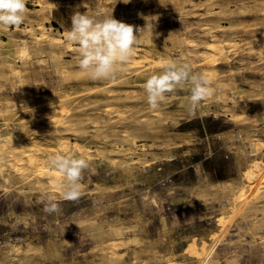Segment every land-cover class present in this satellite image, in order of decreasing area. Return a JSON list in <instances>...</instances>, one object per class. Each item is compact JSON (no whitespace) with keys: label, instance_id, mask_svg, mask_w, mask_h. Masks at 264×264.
<instances>
[{"label":"rangeland","instance_id":"1","mask_svg":"<svg viewBox=\"0 0 264 264\" xmlns=\"http://www.w3.org/2000/svg\"><path fill=\"white\" fill-rule=\"evenodd\" d=\"M26 7L0 28V264H264V0ZM76 11L150 25L114 78L80 69L65 39ZM164 60L208 78L194 112L187 86L149 107ZM57 153L90 164L77 200L48 166Z\"/></svg>","mask_w":264,"mask_h":264},{"label":"clouds","instance_id":"2","mask_svg":"<svg viewBox=\"0 0 264 264\" xmlns=\"http://www.w3.org/2000/svg\"><path fill=\"white\" fill-rule=\"evenodd\" d=\"M26 5L27 0H0V28L22 25L26 19ZM144 29H136L138 34H135L132 25L114 19L112 14L97 17L76 11L71 16V28L66 31L65 39L76 46L79 67L90 79L108 80L130 62ZM162 63L161 72L151 75L143 84L151 109L158 108L165 101L166 94L186 86L190 92L186 98L190 112H194L202 101L213 94L208 78L194 72L189 64L176 60H164ZM48 166L62 176L60 187L63 199L77 200L81 195L83 173L90 169L89 162L75 155L57 153L49 157ZM59 210L54 197L48 195L44 211L53 214Z\"/></svg>","mask_w":264,"mask_h":264},{"label":"bare ground","instance_id":"3","mask_svg":"<svg viewBox=\"0 0 264 264\" xmlns=\"http://www.w3.org/2000/svg\"><path fill=\"white\" fill-rule=\"evenodd\" d=\"M213 47V46H212ZM215 47V46H214ZM218 50V49H217ZM212 51V50H211ZM216 51V50H215ZM213 52V51H212ZM27 150V149H26ZM12 151V150H11ZM25 151V150H24ZM23 152V150H22ZM27 160L29 162L30 165H34V157H32L30 154L27 155ZM18 165V164H17ZM42 173H44L45 175H47V177L49 178V183H55L54 185L58 184L59 178L56 176H53V174H51L49 171H40ZM53 185V184H50ZM53 185V186H54Z\"/></svg>","mask_w":264,"mask_h":264}]
</instances>
